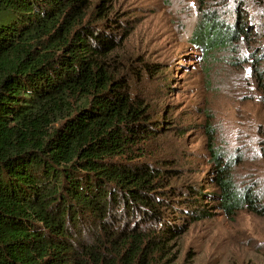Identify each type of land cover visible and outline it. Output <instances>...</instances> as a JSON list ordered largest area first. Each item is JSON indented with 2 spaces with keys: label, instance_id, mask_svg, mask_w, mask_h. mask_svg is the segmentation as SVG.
<instances>
[{
  "label": "trees",
  "instance_id": "1",
  "mask_svg": "<svg viewBox=\"0 0 264 264\" xmlns=\"http://www.w3.org/2000/svg\"><path fill=\"white\" fill-rule=\"evenodd\" d=\"M210 15L191 38L205 55L249 36ZM129 28L105 0H0V264H176L212 208L264 215L218 154L216 190L173 183L182 171L146 144L159 123L116 62Z\"/></svg>",
  "mask_w": 264,
  "mask_h": 264
},
{
  "label": "rangeland",
  "instance_id": "2",
  "mask_svg": "<svg viewBox=\"0 0 264 264\" xmlns=\"http://www.w3.org/2000/svg\"><path fill=\"white\" fill-rule=\"evenodd\" d=\"M98 2V0H97ZM130 35L115 52L133 94L147 98L160 136L146 144L176 162L173 183L205 186L215 154L233 166L239 189L264 202V5L240 0H105ZM210 13H212L210 15ZM210 15L248 37L205 55L192 33ZM122 33L117 37L120 38ZM215 206V203H210ZM178 240L176 264H264V215L212 208Z\"/></svg>",
  "mask_w": 264,
  "mask_h": 264
}]
</instances>
